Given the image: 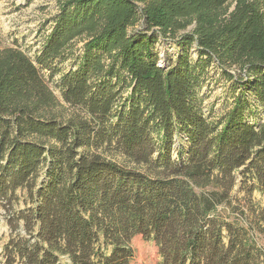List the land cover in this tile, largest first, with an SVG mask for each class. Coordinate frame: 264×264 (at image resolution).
<instances>
[{"label": "trees", "instance_id": "1", "mask_svg": "<svg viewBox=\"0 0 264 264\" xmlns=\"http://www.w3.org/2000/svg\"><path fill=\"white\" fill-rule=\"evenodd\" d=\"M57 11L34 58L0 48V264H129L136 236L160 264H264L217 212L236 188L264 198L253 118L260 107L264 118V0H59ZM138 24L146 32L128 33ZM159 36L177 43L174 60L154 52ZM79 43L60 101L42 71L54 77ZM210 66L233 96L206 114ZM252 215L258 230L264 210Z\"/></svg>", "mask_w": 264, "mask_h": 264}, {"label": "rangeland", "instance_id": "2", "mask_svg": "<svg viewBox=\"0 0 264 264\" xmlns=\"http://www.w3.org/2000/svg\"><path fill=\"white\" fill-rule=\"evenodd\" d=\"M59 0H0V48H18L28 57L34 58V55L42 47V42L51 30L54 17L58 14L57 3ZM146 32L142 25L138 24L135 28H130L128 33ZM154 44V52L157 56H163L167 63L170 59H175L180 50L177 43L159 36ZM82 46L81 43L74 48V55L70 56L62 64L55 63L60 72L49 76V72L42 71V74L49 84L50 89L61 101L60 92L55 88V82L62 76L61 74L72 68L76 63V55ZM193 59L197 58L195 51L191 53ZM205 83L202 86L200 96H203V109L206 114L219 113L231 104L233 89L230 80L221 76V72L210 66ZM236 74L235 72H231ZM253 118L259 123L264 121L262 108L258 109ZM254 119L248 118V122L253 123ZM176 153L173 154V158ZM18 203L14 208L20 210L24 208L25 195L23 191H18ZM229 204H224L217 208V212L228 221L237 222L249 232V238L257 247L264 248V223H261L259 229H250L248 226L253 221V211L259 214L264 210V198L254 192L250 197L239 194L238 189H234L229 198ZM252 207V208H251ZM10 234L7 222L3 219V210L0 209V249ZM133 251V258L129 264H160L161 258L159 251L153 241H144L140 236H136L130 243Z\"/></svg>", "mask_w": 264, "mask_h": 264}]
</instances>
